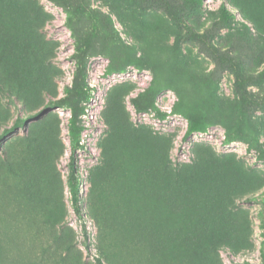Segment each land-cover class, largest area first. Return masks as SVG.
Listing matches in <instances>:
<instances>
[{"label": "rangeland", "instance_id": "374dc122", "mask_svg": "<svg viewBox=\"0 0 264 264\" xmlns=\"http://www.w3.org/2000/svg\"><path fill=\"white\" fill-rule=\"evenodd\" d=\"M75 7L91 40L79 52ZM0 53L5 124L43 111L0 127V264H263L264 0H0ZM84 56L81 219L65 87ZM110 63L124 70L105 74ZM237 73L260 103L247 121ZM213 76L211 100L193 102ZM193 117L208 130L185 138Z\"/></svg>", "mask_w": 264, "mask_h": 264}, {"label": "trees", "instance_id": "16d2710c", "mask_svg": "<svg viewBox=\"0 0 264 264\" xmlns=\"http://www.w3.org/2000/svg\"><path fill=\"white\" fill-rule=\"evenodd\" d=\"M191 4H201L203 0H189ZM81 12L79 7H75L73 9L68 10L66 24L68 28L71 30V34L75 40V48L76 51L79 52L83 47L91 48V40L90 37L81 38L76 29V19L78 14ZM187 31L193 35L198 36L199 32L196 31L193 27L187 25ZM4 55L0 53V66L2 64ZM122 67H117L113 63H110L106 70L105 74H113L117 71H123ZM216 77H211L208 79L200 89H197L192 94V101H201L207 102L210 101L212 96L215 94L217 90ZM246 79L240 73H237L235 80L236 91L239 96L242 98V106L240 110V114L242 118L247 121L248 120V111L250 106H258L260 103L255 97L249 93L247 86L245 85ZM0 90H4L2 86V82L0 79ZM9 92H12L11 87H7L6 89ZM65 91L67 93H74L77 97L76 103L69 105L70 107V116L67 123V132L68 139L70 144V155H69V174H68V184L71 193V201L72 207L76 215L83 219L84 214L82 211L81 205V193L80 186L78 183V161H79V151L84 148V144L82 143V134L85 130V123L82 120L83 115L86 114L87 104L91 101L92 98V90L89 85L87 79V63L85 61V56L80 58V60L76 64V69L74 72L73 83L71 86H66ZM178 101L176 103V107L182 109L185 106L184 98L185 93L176 89ZM0 112V127L3 128V137L10 135L15 131L16 125H25L29 121L39 117L43 111H37L35 113L29 114L25 117L18 116L15 120V124L12 126H8L5 124L4 114ZM208 123L206 120L199 119L197 117L190 118L188 122V127L185 132L184 137L188 138L195 132H207ZM238 136V133L232 129H228L223 139V143L229 144L235 140ZM84 228L86 229L85 223H83ZM262 228L264 229V221L262 224ZM85 237L88 239L87 233L85 231ZM260 254L262 263L264 264V232H263V240L261 243ZM246 264V263H243Z\"/></svg>", "mask_w": 264, "mask_h": 264}]
</instances>
